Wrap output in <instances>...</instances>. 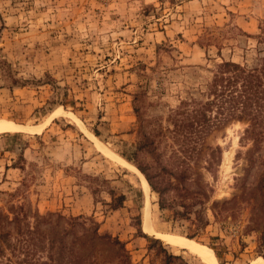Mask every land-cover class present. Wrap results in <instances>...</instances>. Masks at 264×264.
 I'll return each mask as SVG.
<instances>
[{
	"label": "rangeland",
	"instance_id": "374dc122",
	"mask_svg": "<svg viewBox=\"0 0 264 264\" xmlns=\"http://www.w3.org/2000/svg\"><path fill=\"white\" fill-rule=\"evenodd\" d=\"M263 57L264 0H0V121L44 126L0 134V264L23 259L7 247L16 230L5 216L16 212L23 229L60 216L67 248L96 230L103 240L71 246L85 264H208L146 234L147 221L206 246L215 264H262L264 142L231 121L204 138L194 173H180L167 118L217 64L255 67ZM79 124L178 203L159 209L158 194ZM186 190L203 200L175 216Z\"/></svg>",
	"mask_w": 264,
	"mask_h": 264
},
{
	"label": "trees",
	"instance_id": "16d2710c",
	"mask_svg": "<svg viewBox=\"0 0 264 264\" xmlns=\"http://www.w3.org/2000/svg\"><path fill=\"white\" fill-rule=\"evenodd\" d=\"M211 74V78L202 88L180 100L167 118L172 127L168 132L177 144V149L173 150L172 154L178 161L180 173H194L204 138L211 131L218 130L231 121H247L245 135L252 139L255 146L264 142V57L255 67L222 61L216 65ZM164 130L166 129L160 127V133H164ZM146 135V133L142 135L141 132V136L146 137ZM211 154H214V149L211 150ZM206 165L204 169L208 171L212 166V158ZM135 167L144 175L152 191L158 194L159 209L166 208V201L169 206L178 203L177 199H171L168 203L165 194L156 189L145 170L137 164ZM176 198L181 199L180 206L184 211H174V214L182 217L189 214L196 203H201L203 194L199 191L186 190L180 191ZM20 214V212L13 213L12 219L5 216L6 223L16 230L15 237L11 236L7 247L13 256L22 253L23 259L20 264H85L84 254L78 249H72L71 246L76 245L77 241L81 247L87 243L91 245L93 234L98 240L104 239L103 236H97L95 230L92 238H84V235L76 236L67 248L61 234L56 231L60 216L55 217L54 223L53 214L39 216L33 226L26 225L23 229ZM196 220L199 221L196 230L200 224L205 225L202 218L197 217ZM76 222L77 219H71L67 224L72 229L76 226ZM42 226L46 228L41 229ZM4 237H10V233L7 232ZM109 242L111 246L116 245L121 248L117 240ZM39 253L46 254L45 261ZM169 259L181 261L179 257L173 255L168 256L167 260Z\"/></svg>",
	"mask_w": 264,
	"mask_h": 264
},
{
	"label": "bare ground",
	"instance_id": "6f19581e",
	"mask_svg": "<svg viewBox=\"0 0 264 264\" xmlns=\"http://www.w3.org/2000/svg\"><path fill=\"white\" fill-rule=\"evenodd\" d=\"M52 119V116L50 117V119L48 120V122ZM44 126H39L37 128H30V127H26L23 125H18L15 124L13 122H9V121H0V134L3 133H8V132H33L35 130H40L42 129ZM79 127L81 128V130L86 133V135L91 138L97 149L102 152L103 154L109 156L110 158H112L114 161H116L119 164L124 165L126 168H128L130 171L134 172L135 174H137L139 176V178L141 179V183L143 185V188L146 192V194L148 195L150 192V186L146 180V178L144 177V175L142 173H140L138 171V169L133 166L132 164H130L129 162L125 161L122 157H120L119 155L114 154L113 152H111L109 150V148H107L102 142H100L96 137H94L92 134H90L83 125L79 124ZM228 157V155H227ZM227 160H229V158H226L225 163L227 162ZM144 231L146 234L149 235H157L159 238H161L163 241H165L168 244H171L173 246H177L180 247L182 249H185L187 251H189L190 253L199 256L200 258H202L203 260H205L208 264H215V260H214V256L211 252V250L209 248H207L204 245H201L197 242H195L192 239H188V238H184L181 236H174V235H169V234H157L155 233L152 225L150 224L149 221H147L144 224ZM262 264H264V261H262Z\"/></svg>",
	"mask_w": 264,
	"mask_h": 264
}]
</instances>
